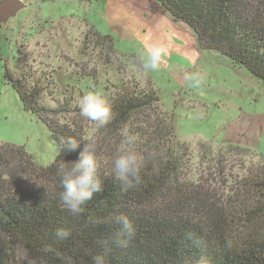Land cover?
Returning <instances> with one entry per match:
<instances>
[{
  "label": "trees",
  "instance_id": "trees-1",
  "mask_svg": "<svg viewBox=\"0 0 264 264\" xmlns=\"http://www.w3.org/2000/svg\"><path fill=\"white\" fill-rule=\"evenodd\" d=\"M155 1L190 27L202 50L229 57L264 82V0ZM101 37L114 45L110 35ZM4 77L24 109L50 129L60 153L41 166L24 146H0V264H92L96 254H104L106 264H264V159L245 166L244 175L221 169L219 187L187 179L190 149L174 116L159 108L154 93L124 86L111 98L112 120L96 126L92 141L98 159L104 147L118 150L121 133L133 129L144 160L140 183L106 178L112 165H99L102 190L74 216L59 200V166L78 158L84 143L65 155L61 139L79 142L84 133L71 120L53 119L71 111L68 103L43 104L42 89L7 64ZM120 214L134 226L126 247L114 243ZM61 229L70 235L59 237Z\"/></svg>",
  "mask_w": 264,
  "mask_h": 264
},
{
  "label": "rangeland",
  "instance_id": "rangeland-1",
  "mask_svg": "<svg viewBox=\"0 0 264 264\" xmlns=\"http://www.w3.org/2000/svg\"><path fill=\"white\" fill-rule=\"evenodd\" d=\"M5 1L0 0V6ZM22 1L26 6L17 14L7 18L0 12V146H24L41 166L60 153L47 125L24 109L18 92L5 81L7 64L17 77L42 89L43 104L68 103L69 113L49 117L73 121L90 140L96 123L80 115L84 93L100 91L110 100L124 86L154 93L159 108L174 116L180 140L189 146L187 179L199 177L207 186L219 187L221 169L244 175L245 166L264 159V82L247 68L215 50L200 48L193 59L191 42L174 35L169 38L176 39L183 52L165 57L159 70L146 71L136 33L128 38L114 33L102 0ZM60 11L69 17H58ZM103 35L113 37L114 45L102 40ZM189 72H197L198 79L186 80ZM125 131L131 134L133 129ZM118 154L104 147L99 165L108 169Z\"/></svg>",
  "mask_w": 264,
  "mask_h": 264
},
{
  "label": "clouds",
  "instance_id": "clouds-1",
  "mask_svg": "<svg viewBox=\"0 0 264 264\" xmlns=\"http://www.w3.org/2000/svg\"><path fill=\"white\" fill-rule=\"evenodd\" d=\"M143 50L139 53L143 68L146 71L159 70L168 56V48L163 44L150 43L147 38L142 40ZM186 80L198 79L197 72L185 74ZM80 115L96 123L97 128H104L113 118V104L109 97L100 91H87L78 103ZM122 139L118 149L119 154L112 162V173L106 178L121 181L125 186L139 184L141 170L144 164L143 157L138 153L134 145L136 137L127 131L121 133ZM81 142L84 146L80 149L79 157L65 160L59 166L61 175L62 191L59 192V200L64 207L74 216L83 212L85 204L93 195L102 190L103 181L98 177L99 162L97 159L96 143L87 136H82L80 141L72 139H61V146L65 155L75 152L80 148ZM27 179V177H25ZM38 189H46L37 184ZM115 222L120 226L115 235L114 243L117 247H126L128 240L134 233V226L127 215L120 214L115 217ZM57 235L66 238L70 233L59 230ZM92 264H106L104 254H96L92 257Z\"/></svg>",
  "mask_w": 264,
  "mask_h": 264
},
{
  "label": "crops",
  "instance_id": "crops-1",
  "mask_svg": "<svg viewBox=\"0 0 264 264\" xmlns=\"http://www.w3.org/2000/svg\"><path fill=\"white\" fill-rule=\"evenodd\" d=\"M75 2L80 3L81 0ZM102 2L104 14L111 16V26L116 30L114 33L117 32L122 37L126 35L125 37L128 38V35H134L135 32L134 38L140 40L142 50V40L147 38L150 43L165 45L168 48V55L179 54L183 50L176 44L177 40L169 38L175 35L176 38L191 42L189 48L194 49L193 59L201 52L197 38L190 27L173 19L155 0H102ZM41 8H44L43 5ZM52 17L57 16L54 14ZM58 17H69V15L64 16L60 11ZM167 28L172 30L170 34L167 33ZM163 39L167 42L163 43Z\"/></svg>",
  "mask_w": 264,
  "mask_h": 264
},
{
  "label": "water",
  "instance_id": "water-1",
  "mask_svg": "<svg viewBox=\"0 0 264 264\" xmlns=\"http://www.w3.org/2000/svg\"><path fill=\"white\" fill-rule=\"evenodd\" d=\"M25 6H26V4L22 0H6L0 6V12L4 16L9 18L10 16L17 14Z\"/></svg>",
  "mask_w": 264,
  "mask_h": 264
}]
</instances>
